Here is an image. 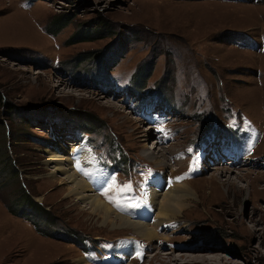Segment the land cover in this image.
Masks as SVG:
<instances>
[{
  "label": "rangeland",
  "instance_id": "1",
  "mask_svg": "<svg viewBox=\"0 0 264 264\" xmlns=\"http://www.w3.org/2000/svg\"><path fill=\"white\" fill-rule=\"evenodd\" d=\"M0 97V264H264V0H0ZM81 131L130 195H194L153 238L113 228L48 163Z\"/></svg>",
  "mask_w": 264,
  "mask_h": 264
},
{
  "label": "bare ground",
  "instance_id": "2",
  "mask_svg": "<svg viewBox=\"0 0 264 264\" xmlns=\"http://www.w3.org/2000/svg\"><path fill=\"white\" fill-rule=\"evenodd\" d=\"M62 83H64V81H62ZM146 124L151 125V123ZM156 142L159 146L160 143L158 141ZM87 143L88 142L86 140V136H83L80 141H76L68 145L71 152L66 149L65 153L61 154L50 153L48 163L53 169L52 174L56 175V177H61L62 180L66 182V184H68L66 189L60 190V194L64 193V191H67V194L72 199V201L76 200L78 203H82L83 206L85 205L87 211H91L95 215L102 216L103 222L109 224L113 228L130 227L132 229L138 230L140 235L143 237L153 238L155 236V228L171 221V218L178 217L179 213L187 205L188 197L190 195H194V193L186 183H183L181 185L175 184L170 188L168 187L167 190H164V193H162L163 190L158 186L162 185L163 182L162 180L158 181L156 179L154 181L155 185L148 191L150 195V197H148V205L152 209H154V207L157 206L158 203H160L159 201H161L160 207L158 208V216L157 218H155L156 220L154 219V221H152V214L148 216L151 221L132 219L130 215H127L125 213L120 214L101 197V190L99 188H102L104 186L111 173L107 167L102 166L100 168L98 166L93 153L89 150V144ZM156 148L157 146L154 149ZM147 150L148 151L146 152V154L151 158L157 159V162H160L158 161V159H163L161 158L163 154L160 149H158L157 151L154 150L153 152L151 149ZM210 150L213 151L212 148H209V151ZM209 158L210 157L205 156L203 160V165L205 166V168L206 162L210 164L208 160ZM76 161H82L84 163L83 164L81 162L83 164V172H91L92 174H94V180L91 179L87 181L82 178L83 176L81 177V173L77 172ZM213 163L220 164L223 162H217V160H215L213 161ZM242 164L240 163V165ZM96 168L98 169L97 171ZM227 171L230 172L234 170L228 168L226 169V171L223 170L222 173ZM152 180H150V182ZM98 189L100 190L99 193ZM130 250H134L133 246H131L130 249L127 250V252ZM118 263L122 264L121 261Z\"/></svg>",
  "mask_w": 264,
  "mask_h": 264
},
{
  "label": "snow or ice",
  "instance_id": "3",
  "mask_svg": "<svg viewBox=\"0 0 264 264\" xmlns=\"http://www.w3.org/2000/svg\"><path fill=\"white\" fill-rule=\"evenodd\" d=\"M77 168L78 170H81L79 164H77ZM82 174L86 176L91 175L87 172H83ZM148 175H151L150 171ZM145 183H147V180H145ZM141 187H143V185H141ZM132 192L133 185L130 181L121 184L116 180L114 175L110 176L101 188V195H103L109 203H112L117 208H140L145 201L135 195H130ZM137 255L139 256L141 253L138 251Z\"/></svg>",
  "mask_w": 264,
  "mask_h": 264
},
{
  "label": "trees",
  "instance_id": "4",
  "mask_svg": "<svg viewBox=\"0 0 264 264\" xmlns=\"http://www.w3.org/2000/svg\"><path fill=\"white\" fill-rule=\"evenodd\" d=\"M62 23H63V22H59L58 24L61 25ZM59 25H58V26H59ZM0 98H1V97H0ZM93 125H94V124H93ZM124 162H126V159H124ZM26 201H27L28 203H30V204L35 205L37 208H38V207H41V205L38 204L37 201L34 200L30 195H27V196H26ZM39 209H42V208H39Z\"/></svg>",
  "mask_w": 264,
  "mask_h": 264
}]
</instances>
